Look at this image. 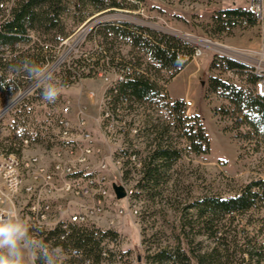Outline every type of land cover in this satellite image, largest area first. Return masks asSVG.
<instances>
[{
	"label": "rangeland",
	"instance_id": "rangeland-1",
	"mask_svg": "<svg viewBox=\"0 0 264 264\" xmlns=\"http://www.w3.org/2000/svg\"><path fill=\"white\" fill-rule=\"evenodd\" d=\"M132 3L136 5L134 10H112L95 14L74 29L52 51L51 55L54 54L55 58L45 67H50L62 58L61 64L54 70L56 81L62 86L61 95L55 103L44 100L41 90L25 77L19 79H25L27 86L14 95L8 97L0 90V96L5 99L0 110L7 106L9 108L0 116V159L11 152L21 160L35 156L47 166L52 161L54 163L58 147L66 143L60 134L62 107L66 99L71 100L73 110H82L84 113L82 118L92 137V146L99 148L102 155L107 156V196H111L110 186L113 184L133 191L131 198L128 195L127 199H110L112 203L102 214L91 212L84 200L63 194L71 202V207L78 208L91 219L84 228L115 234L114 240L104 238L101 241V247L109 252L113 264H154L153 257L160 252L169 254L171 258V261L163 264H193L192 259L186 262L183 257H190L189 249L199 254L220 244L214 238L194 236V233L189 234L187 242L181 224L183 217L191 210L185 212V208L203 196H233L242 186L264 177V140L249 135V127L239 126V114L235 106L223 97L224 92L221 90L211 91L209 82L211 78H216L248 92L244 76L229 71L222 57L229 56L226 58L243 64L241 60L264 74V46L256 27L235 29L236 34L234 30L221 31L216 22L219 10L212 9L215 7V0H143ZM259 11L264 15L262 6ZM122 23L177 37L190 47L207 41L206 44L218 51L215 55L206 51L184 63L186 68L170 82L171 72L158 69L157 64L139 48L131 47L123 39L104 45L99 42V36L91 35L93 30L101 26ZM65 24L66 30L69 29L70 20H66ZM255 31L258 37L255 36ZM30 35L33 37L34 33L30 32ZM256 38L258 44L254 45ZM98 45L105 47L112 57L150 69L148 75L158 85V102L152 106H134L135 111L127 118L139 130L136 139L125 141L119 135H110L105 129L106 123L101 116L102 101L105 88L113 81L115 72L101 69L94 73L84 65V60H88L90 53ZM20 47L27 48L26 44H20ZM69 69H76L83 75L80 79L70 81ZM31 87L34 89L27 92L15 105H10L19 94ZM11 88L9 86L8 89ZM167 88L172 99H186L183 103L192 101L190 107H186L184 103L182 117L197 115L200 118L209 140L207 154H195L190 151L187 142L180 138L175 119L165 110L166 104L174 102L169 98ZM154 125H170L168 135L173 147L180 151V158L166 173L168 180L160 185V193L155 192V196L139 187L142 179L140 167L130 165L127 167L128 175L124 177L122 163L118 165L113 161L123 148L129 153L136 151L143 163L155 147L152 130ZM25 139L28 140L27 144ZM97 162L95 157L91 160V165L96 166ZM23 198L17 197V208L24 201ZM233 216V226H236L238 232V245L246 247L244 243L247 237L252 241L255 239L257 247L264 249V207L251 208L243 214ZM25 218L29 221L26 216ZM45 225H54V220L49 223L47 221ZM242 230L245 233L242 234ZM243 257L247 260L246 251ZM68 260L72 264L73 259L69 257ZM99 264L105 262L101 261Z\"/></svg>",
	"mask_w": 264,
	"mask_h": 264
},
{
	"label": "trees",
	"instance_id": "trees-1",
	"mask_svg": "<svg viewBox=\"0 0 264 264\" xmlns=\"http://www.w3.org/2000/svg\"><path fill=\"white\" fill-rule=\"evenodd\" d=\"M143 0H0V4H9L0 8V90L6 96H12L27 86L25 79L29 78L23 71H16L25 61H30L41 66L54 60L52 51L64 41L74 29L81 26L87 19L97 13L112 10H134L136 5ZM9 8V9H8ZM6 9V10H5ZM247 19L250 27L253 26V15L246 9L220 10L217 15V26L221 31H232L233 23H239ZM66 20L71 25L66 30ZM30 32L34 33V40ZM99 36L100 43L113 44L116 39L125 40L131 47L139 48L150 60L157 64L158 69L170 71L172 80L183 68L184 59L192 55L193 49L177 37L157 33L151 29L140 26L122 24H107L91 32V35ZM102 41V42H101ZM20 44H26L23 49ZM45 45L49 49L44 48ZM35 50V51H34ZM33 51V53H30ZM224 65L231 72L243 75L249 91L236 89L232 85L211 78L209 85L211 91L221 90L224 98L235 106L239 114V126L244 125L251 129L248 133L254 138L264 140V97L255 91L258 76L246 64L236 63L234 60L223 58ZM84 65L92 72L101 69H116L124 74L122 81L117 82L106 91L110 98L113 112L123 110L122 120L135 111V107L144 105L152 106L160 98V90L157 83L148 73L150 69L143 68L141 64L115 58L109 55L105 47L98 45L90 53ZM83 74L76 69H69L70 81L81 78ZM27 80V79H26ZM12 86L11 89H8ZM5 99L0 96V106ZM181 100H174L172 104H166L165 110L176 122L180 138L184 139L190 151L195 154H207L209 152V140L200 118L195 116L182 117ZM192 122L187 124V122ZM133 123L125 122L123 127V140L136 139L139 130L132 135ZM154 149L142 163L136 151L127 152L120 149L118 158H124L122 162L123 176L127 177V167L134 165L130 155H135L140 162L142 179L139 183L145 192L156 195L160 193V185L168 180L166 177L172 164L180 158V151L173 147L169 137L170 125L153 126ZM11 153V152H10ZM8 155V154H7ZM126 166V167H125ZM136 168V167H135ZM133 195V191H132ZM132 195L129 197L131 198ZM264 207V177L242 186L233 196L222 195L203 196L192 202L185 208L188 215L183 217L181 230L185 238L189 234L207 236L218 241L220 245L210 250L195 254L188 250L190 257H184L186 262L193 260V264H264V249L257 247V242L246 237L244 246H239L236 226H233L234 214H243L251 208ZM238 224V223H237ZM233 226V227H232ZM245 233L244 230L241 231ZM115 234L110 231H90L84 227L72 226L67 235L60 226H55L47 235L53 245L66 249H77L80 259H73L72 263L113 264L111 255L101 247L104 238L114 240ZM191 243H189L190 245ZM246 248V249H245ZM264 248V247H262ZM246 251L247 260L243 257ZM173 257V256H172ZM171 261L170 255L164 252L157 253L153 257L154 264H163ZM175 262V260H173ZM189 264V263H188Z\"/></svg>",
	"mask_w": 264,
	"mask_h": 264
},
{
	"label": "built area",
	"instance_id": "built-area-1",
	"mask_svg": "<svg viewBox=\"0 0 264 264\" xmlns=\"http://www.w3.org/2000/svg\"><path fill=\"white\" fill-rule=\"evenodd\" d=\"M260 6L264 8V0H250L247 10L253 15V26L258 29L261 43L264 46V15L259 11ZM247 27H250L248 20L242 19L239 23H233L230 29L233 31ZM32 40H34L33 37ZM206 43L208 42L202 41L201 44L191 47L192 55L185 58L183 62H189L206 51L212 52L214 55L217 54L215 52L218 50L206 46ZM44 48L48 50L49 46L45 45ZM226 57L229 56H224V58ZM249 68L259 78L255 85L256 93L264 97V74L256 71L250 65ZM111 71L115 72V77L112 82L107 84L104 99H110L106 96V91L124 78L122 72L116 69H111ZM185 106H192V101L188 100ZM83 114L82 110L76 112L73 110L71 100H65L61 116H66V124H60V134L66 143L58 147V158L56 163H53L49 168V172L41 171V163L35 156H32V160L22 158V161H15V165H8V162H4L2 157L0 159V209L15 207L29 219L34 233L50 245L53 243L46 240L47 235L53 231L55 226H60L64 234L67 235L72 226L85 227L91 221L83 211L71 207V202L63 194L84 200L91 208V212L97 214L106 212L112 203L110 199L118 201L114 196L112 186H110L111 196H104V189H109L106 183L107 156L102 155L99 148L92 146V137L85 127ZM101 116L103 122L106 123V131L110 135L122 137L127 119L122 120L121 115H117L116 111L113 112L111 108L110 111L101 110ZM132 131H137V129L132 127ZM95 157L98 162L96 166H92L91 160ZM121 159L114 157L113 161L120 165ZM131 161L134 165L140 166L139 159L135 155H131ZM13 181L15 182L14 190ZM125 191L124 199H127L128 194H132V191L127 189ZM18 196H23L24 201L17 208L15 201H19L17 200ZM41 218H48V223L54 220V225H41ZM80 258L79 255L75 259Z\"/></svg>",
	"mask_w": 264,
	"mask_h": 264
},
{
	"label": "clouds",
	"instance_id": "clouds-1",
	"mask_svg": "<svg viewBox=\"0 0 264 264\" xmlns=\"http://www.w3.org/2000/svg\"><path fill=\"white\" fill-rule=\"evenodd\" d=\"M16 71H23L41 90L42 98L55 103L62 86L54 69L25 61ZM13 190L15 182H12ZM79 250L50 245L34 233L29 221L15 208L0 209V264H69Z\"/></svg>",
	"mask_w": 264,
	"mask_h": 264
},
{
	"label": "bare ground",
	"instance_id": "bare-ground-1",
	"mask_svg": "<svg viewBox=\"0 0 264 264\" xmlns=\"http://www.w3.org/2000/svg\"><path fill=\"white\" fill-rule=\"evenodd\" d=\"M9 6V4L7 3H5L4 5L3 4H1V7H8ZM9 9V8H8ZM6 10V9H5ZM206 46H209L210 47V45L209 44H205ZM214 49V48H213ZM216 50V49H215ZM61 62H62V58L61 59H59V60H57L54 64H52L50 67L51 68H53L54 70H55V68L56 67H58L60 64H61ZM240 62H242V63H244V64H246V65H248L247 63H245V62H243V61H241L240 60ZM249 66V65H248ZM32 89H34V87H31L29 90H27V91H25L24 93H21V94H19L14 100H12L11 102H10V105L12 106V105H15L17 102H18V100H20L21 98H23L24 96H25V94L27 93V92H30ZM185 103V102H184ZM186 103H188V101H186ZM102 107H103V111H110V99H104L103 101H102ZM6 110H8V109H6ZM122 111L123 110H121V109H118L117 111H116V113H117V115H121L122 114ZM3 114V112H0V116ZM60 124H66V116H61V118H60ZM137 133V131H132L131 132V134L132 135H134V134H136ZM24 142L27 144V139H25L24 140ZM58 150V149H57ZM131 155H129V157H130ZM56 160H57V158H58V151H57V153H56ZM131 158V157H130ZM2 160H4V162H8V165H15V161H22L21 160V158L19 159V157H17L15 154H13L12 155V153H10V154H8V155H6V156H4L3 158H2ZM24 160H32V156L31 157H29V158H26V159H24ZM37 160H38V157H37ZM54 163H56V161L54 162ZM122 163V162H121ZM53 165V161H52V163H51V165L50 166H47V165H45V164H42L41 163V171L42 172H49V168H51V166ZM109 195V194H108ZM128 195H132V194H128ZM104 196H107V189H104ZM48 221V218H41V225H45V223Z\"/></svg>",
	"mask_w": 264,
	"mask_h": 264
},
{
	"label": "crops",
	"instance_id": "crops-1",
	"mask_svg": "<svg viewBox=\"0 0 264 264\" xmlns=\"http://www.w3.org/2000/svg\"><path fill=\"white\" fill-rule=\"evenodd\" d=\"M248 2H249V0H215V3L213 4L214 6V8H212L213 9V11H220V10H222V9H228V10H233V9H246L247 10V8H248ZM224 3H227L226 5L224 4ZM212 11V12H213ZM174 16V15H173ZM175 16H177V15H175ZM175 27H178V26H176L175 25ZM179 28V27H178ZM249 28H255L254 26H251V27H249ZM235 31V30H234ZM233 32V31H232ZM237 32L235 31L234 32V34H236ZM234 34H232V35H234ZM255 36H257L258 37V34H257V31H255ZM258 44V38H256L255 39V41H254V45H257ZM186 68V67H185ZM185 68H183L180 72H182ZM179 72V73H180ZM178 73V74H179ZM177 74V75H178ZM176 75V76H177ZM175 76V77H176ZM174 77V78H175ZM173 78V79H174ZM173 79L170 81V82H172L173 81ZM170 82L168 83V87H169V84H170ZM167 92H168V96H169V98H171V96L169 95V91H168V88H167ZM172 99V98H171ZM172 100H179V99H172ZM184 100H186V99H184ZM184 100H182V101H184ZM83 102V101H82ZM84 104H86V103H84Z\"/></svg>",
	"mask_w": 264,
	"mask_h": 264
},
{
	"label": "water",
	"instance_id": "water-1",
	"mask_svg": "<svg viewBox=\"0 0 264 264\" xmlns=\"http://www.w3.org/2000/svg\"><path fill=\"white\" fill-rule=\"evenodd\" d=\"M6 109H9L8 106L1 109L0 112L5 113L8 111ZM112 190H113L114 196L117 200H122L126 197V191H125L123 186L113 184Z\"/></svg>",
	"mask_w": 264,
	"mask_h": 264
}]
</instances>
